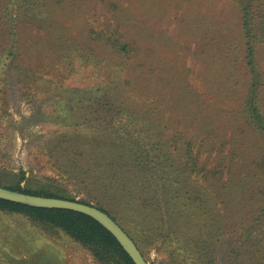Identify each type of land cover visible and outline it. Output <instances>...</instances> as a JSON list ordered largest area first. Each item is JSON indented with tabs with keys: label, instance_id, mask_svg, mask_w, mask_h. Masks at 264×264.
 <instances>
[{
	"label": "rangeland",
	"instance_id": "rangeland-1",
	"mask_svg": "<svg viewBox=\"0 0 264 264\" xmlns=\"http://www.w3.org/2000/svg\"><path fill=\"white\" fill-rule=\"evenodd\" d=\"M108 35L130 42L126 59ZM0 43L13 53L0 67L1 187L16 184L23 172L24 186L97 207L104 194H95L92 182L105 177L70 163H90L76 136L110 138L117 154L126 144L140 146L141 155L153 149L149 165L157 161L159 168L144 172L152 200L139 207L159 213L161 234L156 239L155 228H143L135 213L116 221L146 261L197 262L191 235L208 242L212 264H264V214L258 215L264 133L242 111L250 73L238 0H0ZM254 61L264 108V40L255 45ZM105 93L121 108L106 110L95 101ZM87 95L100 110H89L81 123L69 99L74 104ZM62 137L70 141L60 144V162L51 149ZM198 167L209 176L196 175ZM173 168L193 182L202 204L189 211L201 217L184 219L187 205L176 202L185 199L183 189L167 187L163 178ZM0 264L99 263L64 231L0 209Z\"/></svg>",
	"mask_w": 264,
	"mask_h": 264
},
{
	"label": "trees",
	"instance_id": "trees-1",
	"mask_svg": "<svg viewBox=\"0 0 264 264\" xmlns=\"http://www.w3.org/2000/svg\"><path fill=\"white\" fill-rule=\"evenodd\" d=\"M238 3L241 10V28L245 38V58L247 61L246 65L250 73V83L247 88L245 99L243 101L242 111L244 118H246L249 124L255 130L264 133V108L260 103L261 101L259 100L260 96L258 93V85H260L261 83V75L256 69V64L254 61L255 45L259 41L264 40V0H238ZM118 26L119 25H117L116 27V31ZM101 36L103 37V35ZM105 38L107 40H110V44L112 47H115V51L117 52V54L126 59L130 52V42L127 40H122L120 36L112 37L108 35ZM1 44L2 43H0V67L3 66V61L8 59L13 54L11 50L8 52L5 51V47ZM124 60L117 62V64L121 65V68L125 67L126 63ZM77 91L79 90H74L75 94ZM88 98L90 99L91 96L87 95L85 99L80 97L79 99H77V101H75L74 104H72L71 99L68 98L69 103L78 108L79 113L74 114V116L78 117V120L81 123L86 122V118L88 116L87 112L89 110H94L96 112L100 110V106L94 105L93 102L91 103ZM95 101L97 103L101 102V106L106 110H108L107 107L112 108L113 106L121 108L120 104L116 105L117 99L115 98L114 94L111 99H109L108 93H105L103 101H101L100 99H96ZM76 138H78L76 142L83 141V143L87 145V147H84L83 149L86 150L85 155L89 157L90 163H77L75 158H71L72 162H69L76 168H79L81 166V168L84 167L85 169H93L95 172H99L105 177L104 180L98 178L94 182H92L93 192H95V194H97L98 192H102L104 194V200L106 202H103L104 205L97 202V207L105 211L107 214L111 215V217L115 221H117L118 216L128 218L130 214L135 213L137 217H141V219L143 220L145 224L143 228H145V226H149L147 230H150L153 227L155 228L156 233H158L156 239H158V235L161 234V230H158L156 228L161 226L162 218L159 217V213L152 214L150 212H145L139 207V204L141 202L143 204L145 200H152V197L148 195L149 182L147 181L148 177H144V172H146L147 170L152 171L154 167H156L157 169L159 168L160 163H158L157 161H155L153 165H149L154 160L153 158H151L150 160L149 157V151H152L153 149H149L145 151V154L143 153L141 155V153H139V151L141 150L140 146L132 145L131 147H129V145L126 144L127 149L125 148L117 154L115 149V145L117 144L110 138L104 140L103 138L97 137L76 136ZM68 141H70V138L62 137L57 141L58 144L56 146L54 145V147L51 149V152L57 155V157L55 158H57V160H59L60 162L65 159L64 158L63 160H60V158H58L59 151L61 149L63 151L65 150V147L60 144L67 143ZM105 141L110 142L104 143ZM101 144L108 146L109 149L106 147H101ZM188 162L190 161L185 158L181 163L183 165H187ZM195 165V163L191 164V166ZM147 166L149 167L146 168ZM170 167L172 168L173 165L170 164ZM195 170H197L195 173L196 175L202 172V177L209 176V170H206L203 167H198ZM181 172L182 169L173 168L168 174L169 177L163 178L168 181L167 187L171 186L173 189H177V191H180L179 188L183 189V198L185 199L182 200V203H179V201L176 202L180 205H187V210L186 212H184V219L191 216L192 220L194 215H200L197 214L196 209L191 210L193 211L191 213V211H189V205H191L193 209L194 206L197 205L198 201H201L202 204V198H200L194 191V188L192 187L193 182L190 183L185 177H180ZM23 175V172H21V177H19L17 183L6 186V188L32 195L60 197L70 200H76L74 197L70 198L68 196H60L46 188L32 189L30 187L24 186L21 184V181L24 178ZM188 177H192V175L188 174ZM131 179H133L134 181H130ZM96 186L103 187L101 189H95L94 187ZM92 198L95 200V197ZM79 201L90 204V202L86 200ZM134 204H136L137 209L133 208ZM112 207L116 210L115 212H117V216L111 213L110 209H113ZM0 209L23 213L34 221L64 231L71 238L80 242L87 249H89L94 259L99 264H134L132 259L124 251L115 237L95 219L84 213L69 209L36 207L1 198ZM262 214H264V205H262L258 215ZM257 218H259V216L255 219ZM150 221L151 226L148 225ZM190 224L192 225L191 221ZM205 224H207V221L202 224V230ZM189 239L190 240H188V244H191V246H188L189 251L193 252L192 256H194L197 260H200L201 258V261L203 263H199L198 260L197 262L190 261L188 262V264H212L213 260L212 257L209 256L208 242L207 244H204L203 242L199 244L195 242L194 239L192 240L191 235H189ZM203 258H207L206 263H204Z\"/></svg>",
	"mask_w": 264,
	"mask_h": 264
},
{
	"label": "water",
	"instance_id": "water-1",
	"mask_svg": "<svg viewBox=\"0 0 264 264\" xmlns=\"http://www.w3.org/2000/svg\"><path fill=\"white\" fill-rule=\"evenodd\" d=\"M0 198L36 207L61 208L84 213L95 219L115 237L134 264H149L127 232L109 214L94 205L60 197L27 194L1 186Z\"/></svg>",
	"mask_w": 264,
	"mask_h": 264
}]
</instances>
